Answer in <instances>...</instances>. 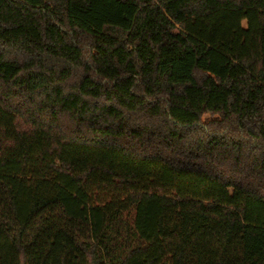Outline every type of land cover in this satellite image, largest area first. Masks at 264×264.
Masks as SVG:
<instances>
[{
	"label": "trees",
	"instance_id": "1",
	"mask_svg": "<svg viewBox=\"0 0 264 264\" xmlns=\"http://www.w3.org/2000/svg\"><path fill=\"white\" fill-rule=\"evenodd\" d=\"M0 264H264V0H0Z\"/></svg>",
	"mask_w": 264,
	"mask_h": 264
},
{
	"label": "rangeland",
	"instance_id": "2",
	"mask_svg": "<svg viewBox=\"0 0 264 264\" xmlns=\"http://www.w3.org/2000/svg\"><path fill=\"white\" fill-rule=\"evenodd\" d=\"M211 119H213V118L210 115H206L203 118L204 121H208V120H211Z\"/></svg>",
	"mask_w": 264,
	"mask_h": 264
}]
</instances>
